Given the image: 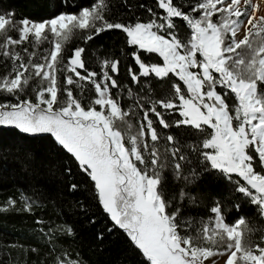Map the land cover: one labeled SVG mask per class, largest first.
<instances>
[{
	"label": "snow or ice",
	"instance_id": "snow-or-ice-1",
	"mask_svg": "<svg viewBox=\"0 0 264 264\" xmlns=\"http://www.w3.org/2000/svg\"><path fill=\"white\" fill-rule=\"evenodd\" d=\"M121 4L127 19L110 0H94L74 12L67 8H76L75 0H61L64 10L43 20L17 19L13 10L0 9V56L11 61L0 76V94L15 101H0V126L26 137H52L68 154L62 173L72 176L75 165L92 182L112 222L107 231L123 230L148 264H204L217 256L226 257L224 264H264V235L257 238L264 225L257 227L255 217L245 215L228 221L227 214L239 213L241 204L225 207L214 197L208 205L201 188L210 174L222 175L264 220V15H256L251 0H155L156 10L139 4L149 15L144 20L128 0ZM109 31L124 36L122 54L134 62L126 68L130 84L119 79L122 62L114 56L95 54L97 72L87 67L84 46L62 55L68 42L87 45ZM26 42L52 46L45 62H34L36 53L27 47L28 59L21 56L16 46ZM153 53L154 61L144 55ZM58 72L65 73L62 83ZM84 81L94 89L87 104ZM123 91L131 101L127 107ZM137 115L134 130L131 117ZM182 126L202 138L181 144L179 133L161 131ZM21 152L27 171L36 152L24 147ZM166 171L179 185L176 192L167 190ZM78 187L71 183L68 191ZM21 199L30 212L31 197ZM6 203L14 208L17 201ZM193 208H204L208 217L193 224L188 211ZM63 231L73 234L71 228ZM56 264L81 262L65 254Z\"/></svg>",
	"mask_w": 264,
	"mask_h": 264
},
{
	"label": "trees",
	"instance_id": "trees-1",
	"mask_svg": "<svg viewBox=\"0 0 264 264\" xmlns=\"http://www.w3.org/2000/svg\"><path fill=\"white\" fill-rule=\"evenodd\" d=\"M93 2L94 0H75L77 7H68L67 10L74 12L78 7L90 6ZM128 3L144 20H147L149 15L146 9L139 8V4H145L156 10L155 0H128ZM110 4L114 9L119 10L121 19L128 18L129 14L121 4V0H110ZM0 9L13 10L17 19L31 20L48 19L64 10L61 7V0H0ZM157 11L162 13V10ZM177 24L181 29V36H184L183 22L177 18ZM10 34L13 37L17 36L16 32ZM123 39L124 36L119 31L105 32L87 45L74 39L64 45L62 55L67 57L71 55V49L77 45L84 46L87 50L84 57L86 65L90 70L97 72H100V64L95 54L114 56L122 62L119 79L123 84H130L126 68L134 62L122 54L125 47ZM24 47H27L29 52L35 51L34 62L43 63L45 62L43 57L50 53L52 46L44 43L34 47L32 43L27 42L16 46V50L27 60L28 54L23 51ZM45 49L49 52H45ZM128 51L131 49L129 48ZM144 55L150 56L153 61L158 59V56L153 54ZM10 68L11 61L0 56V76L5 75ZM81 72L84 74L83 70ZM67 74L71 75V73ZM57 75L62 83L65 73L58 72ZM39 79L31 81V85L36 86ZM173 79L177 78L173 77ZM83 83L86 88L84 103L87 104L88 96H94V89L87 81ZM132 87L136 86L132 85ZM88 89L92 91L88 92ZM161 94V90L157 89L155 95ZM28 95L35 100L34 94L29 92ZM74 95L79 96V89L74 90ZM120 95L121 103L127 107L131 103L127 92L123 91ZM3 100H13V98L0 94V101ZM140 118L139 115L131 117L134 130L138 129ZM161 131L179 133L181 144L195 143L202 138L198 130L191 126H182L179 130L173 127ZM160 143L163 145L165 142L162 140ZM22 147L35 150L37 160L32 166L35 171L32 168L25 170ZM160 150L163 151V147ZM67 159L68 154L55 145L54 139L47 134L26 137L12 128L0 126V205L7 208L6 211H0V264H56V258L65 254L79 260L81 264H148L146 258L134 247L123 230L115 228L112 232L107 231V228L112 227V222L99 204L92 182L77 171L75 165H72V176L62 173L61 170L66 166ZM164 175L167 177V190L176 192L179 185L174 183L167 171ZM71 183L79 185L75 193L68 191ZM201 188L205 192L204 199L208 205L213 203L214 197H219L225 207L235 202L241 204L239 213L233 210L227 214L228 221H233L239 215H245L255 217L257 227L264 225V220L259 219L255 206H252L241 194L235 193L233 191L235 185L230 184L222 175L210 174L204 179ZM22 195L31 197L30 212L23 210ZM9 199L17 201L14 208L7 206L6 202ZM188 211L192 213L193 224H198L202 217L206 219L209 215L204 208H193ZM92 219L95 220L94 224L90 223ZM64 228H71L73 234L66 235ZM100 232H103L102 240L97 239V234ZM260 235H264V232L257 233V238Z\"/></svg>",
	"mask_w": 264,
	"mask_h": 264
},
{
	"label": "rangeland",
	"instance_id": "rangeland-1",
	"mask_svg": "<svg viewBox=\"0 0 264 264\" xmlns=\"http://www.w3.org/2000/svg\"><path fill=\"white\" fill-rule=\"evenodd\" d=\"M251 4L255 5L257 7V12L256 15L257 16H262L264 15V0H251ZM238 37L242 38V33H238ZM153 55L158 56L157 54L153 53ZM178 118V114L177 117ZM206 127V126H205ZM207 131H211L210 129ZM234 179H238V177H234ZM226 259V257H221V256H217V257H210L208 260L204 261V264H212V261L215 260L216 264H224V260Z\"/></svg>",
	"mask_w": 264,
	"mask_h": 264
}]
</instances>
